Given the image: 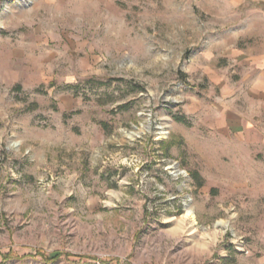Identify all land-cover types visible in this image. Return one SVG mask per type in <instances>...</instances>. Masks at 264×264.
<instances>
[{
    "label": "rangeland",
    "instance_id": "374dc122",
    "mask_svg": "<svg viewBox=\"0 0 264 264\" xmlns=\"http://www.w3.org/2000/svg\"><path fill=\"white\" fill-rule=\"evenodd\" d=\"M0 264H264V0H0Z\"/></svg>",
    "mask_w": 264,
    "mask_h": 264
},
{
    "label": "trees",
    "instance_id": "16d2710c",
    "mask_svg": "<svg viewBox=\"0 0 264 264\" xmlns=\"http://www.w3.org/2000/svg\"><path fill=\"white\" fill-rule=\"evenodd\" d=\"M176 120H177V121H182L183 119L177 118Z\"/></svg>",
    "mask_w": 264,
    "mask_h": 264
}]
</instances>
